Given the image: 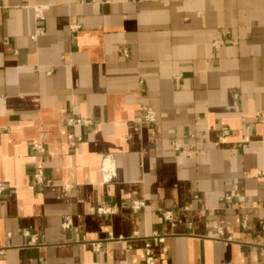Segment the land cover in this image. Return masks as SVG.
<instances>
[{"label":"crops","instance_id":"0c3cea01","mask_svg":"<svg viewBox=\"0 0 264 264\" xmlns=\"http://www.w3.org/2000/svg\"><path fill=\"white\" fill-rule=\"evenodd\" d=\"M142 105L155 109L154 123L139 122ZM257 112L264 117V0H0V264H145L153 232L165 237L151 241L156 264H264ZM69 116L93 124L68 126ZM222 126L231 134L216 145ZM191 133L202 151L189 147ZM108 157L116 177L105 181ZM133 200L145 205L134 211ZM110 232L125 239L108 241Z\"/></svg>","mask_w":264,"mask_h":264},{"label":"built area","instance_id":"2783aa9c","mask_svg":"<svg viewBox=\"0 0 264 264\" xmlns=\"http://www.w3.org/2000/svg\"><path fill=\"white\" fill-rule=\"evenodd\" d=\"M85 1V0H82ZM103 2H109L111 0H102ZM42 8L40 7H36V16L37 18H42ZM81 25L77 22H72L70 24V28L71 30H78L80 29ZM224 44V40L222 38H219L218 40L213 42V46L215 48H219ZM124 53L126 56H129L127 49L124 50ZM257 117L259 122H264V117H262L260 112H257ZM157 119V114L156 111L153 107L148 106V105H142L140 108V114H139V122L143 123V124H151L154 123ZM65 124L68 126H75V125H81V126H90L93 124V120L89 117H82V116H69L66 120H65ZM248 128H250L248 126ZM231 134V130L228 126H222L219 130H218V137L215 140V144L216 145H221L225 142L226 138L229 137ZM207 135L206 134H202L201 138L202 139H206ZM198 134L197 133H191L189 136V142L188 145L190 148L193 149H198L200 151H202V149L199 148L198 145ZM81 137H79L78 140H80ZM76 140H72L70 141L71 145H75L76 144ZM172 146L173 149L175 151H179L182 149L183 147V143L180 140H173L172 142ZM242 149H246L248 146V140L247 138H243L242 139ZM32 148L38 152L39 154H44L47 150L46 146L44 143L42 142H34L32 144ZM102 171H103V177L105 181H110L112 180L114 177H116V171H115V167L113 164V161L111 158H105L104 160V165L102 167ZM259 175H264V170H259L257 172ZM48 177L47 174L45 172V169L43 168V166L39 165L36 166L34 168L33 171V175H32V181H33V185L37 186V187H41L44 186L47 183ZM7 189V186L4 184H0V196L2 194L5 193ZM239 193L237 192H232L226 195V199L228 201H232L234 198L238 197ZM145 205L143 200H133L131 203V207L133 208L134 211H138L140 210L143 206ZM187 208V207H186ZM98 211L100 213H112L113 209L110 207H106V206H100L98 208ZM163 218L165 221L171 223L172 225H176L177 223V216H176V211L174 209H167L163 212ZM72 225H73V221L71 217H67L63 224L62 227L64 230H70L72 229ZM24 235L29 237V243L30 244H37V235L36 234H32L30 231H25ZM108 241H121L124 240L125 238L123 236H115L113 232H110L108 235ZM75 242L77 243H83V244H87L90 245L91 248L95 251V252H99L102 250L103 248V242L102 240H90L89 238H87L85 235H82L80 233H75L74 235V239ZM152 240H156L162 244H164L165 242V237L163 235L158 234L157 232H153V234L151 236L148 237V239H146L145 241V264H156L157 263V257L154 254L153 248H152ZM131 248V246L129 247ZM162 250L164 253L167 252V247L164 245L162 247ZM264 251V248H263ZM5 252V248L1 247L0 248V253H4Z\"/></svg>","mask_w":264,"mask_h":264}]
</instances>
